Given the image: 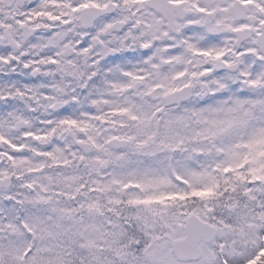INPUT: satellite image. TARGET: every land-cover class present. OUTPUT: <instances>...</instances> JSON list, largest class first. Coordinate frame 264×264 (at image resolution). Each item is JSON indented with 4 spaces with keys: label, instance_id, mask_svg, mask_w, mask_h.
<instances>
[{
    "label": "snow or ice",
    "instance_id": "1",
    "mask_svg": "<svg viewBox=\"0 0 264 264\" xmlns=\"http://www.w3.org/2000/svg\"><path fill=\"white\" fill-rule=\"evenodd\" d=\"M0 264H264V0H0Z\"/></svg>",
    "mask_w": 264,
    "mask_h": 264
}]
</instances>
